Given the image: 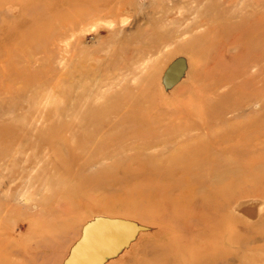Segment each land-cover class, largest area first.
Listing matches in <instances>:
<instances>
[{"label":"rangeland","instance_id":"obj_1","mask_svg":"<svg viewBox=\"0 0 264 264\" xmlns=\"http://www.w3.org/2000/svg\"><path fill=\"white\" fill-rule=\"evenodd\" d=\"M243 194L264 199V0H0V264H60L96 214L166 227L122 264H264V220L222 221Z\"/></svg>","mask_w":264,"mask_h":264},{"label":"water","instance_id":"obj_2","mask_svg":"<svg viewBox=\"0 0 264 264\" xmlns=\"http://www.w3.org/2000/svg\"><path fill=\"white\" fill-rule=\"evenodd\" d=\"M186 70V58H174L160 79L164 92H169L182 81ZM145 230L146 227L132 220L94 216L82 226L79 238L69 248L62 264H105L116 258L140 231Z\"/></svg>","mask_w":264,"mask_h":264},{"label":"bare ground","instance_id":"obj_3","mask_svg":"<svg viewBox=\"0 0 264 264\" xmlns=\"http://www.w3.org/2000/svg\"><path fill=\"white\" fill-rule=\"evenodd\" d=\"M11 11H12V9H11ZM187 70H188V61H187ZM187 70H186V74H187ZM163 71H162V73H163ZM186 74H185V77H186ZM161 76H162V74H161ZM161 76H160V79H161ZM183 80L184 79H182V81ZM164 93L165 94H169V92H164ZM170 93H171V91H170ZM196 153H197L196 149L190 148L189 152H188L189 158L191 159V157H193V155L196 154ZM181 156H182V154H177V156L173 155V157L167 162V165H166L167 170L171 169V167H174L176 165H182L185 162H188L186 160H183V161L180 160ZM230 176H231V174H230ZM244 195L245 194H243V197L237 198V199L233 200L232 202L229 201L230 203L226 204V207H230V212L228 213L227 210L224 209V214L223 215L226 216V218H227V219L226 218L224 219V217H223V219H222V221L224 222V225L227 224V221H228V219H230V217H235L237 220H240V222L241 223L243 222L244 224L253 223V222L257 221V220H259V221L260 220L261 221L264 220V199L262 197L254 196L250 200V199H248V196H244ZM97 215L107 216V217H111V218H122V219L132 220V221H135L136 223H138L140 225H143L144 227L147 228V230H145L143 232L140 231L136 235L134 241H132L124 250H122L120 252V254H118V256L116 258L108 260L105 264H122V263H124L131 255H134L135 253H137L139 247L141 246V243H143L145 238H147L149 236H152V235L159 236L162 232L166 231V227L164 225H162V224H161L162 225L161 226L162 229H161V232H160V230L158 229V227H156V225L147 224L145 222H140L138 220H135V219L127 217V216L107 215V214H96L94 216H97ZM94 216H91L90 218L84 219L83 222L80 224L77 236L72 241V243H70L69 246L67 247V249L65 251V254L63 255V257H62V259L60 261V264H62L63 260L66 258L67 254H68V251H69V248L71 247V245L79 238L82 226L87 221L91 220L92 217H94ZM49 234H50V231H49ZM173 253H175V252H173Z\"/></svg>","mask_w":264,"mask_h":264}]
</instances>
